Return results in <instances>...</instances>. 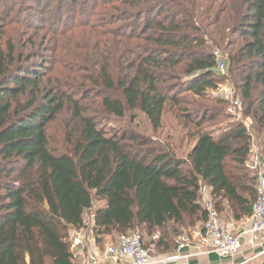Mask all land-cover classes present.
Here are the masks:
<instances>
[{"label": "trees", "instance_id": "trees-1", "mask_svg": "<svg viewBox=\"0 0 264 264\" xmlns=\"http://www.w3.org/2000/svg\"><path fill=\"white\" fill-rule=\"evenodd\" d=\"M31 1L0 0V264H81L71 238L96 198L105 204L88 228L100 250L140 230L157 237L155 251H176L206 221L203 184L221 214L251 217L247 162L255 143L264 154V0ZM227 81L241 119L210 94ZM169 106L194 142L186 159L109 129L140 112L156 133Z\"/></svg>", "mask_w": 264, "mask_h": 264}, {"label": "built area", "instance_id": "built-area-1", "mask_svg": "<svg viewBox=\"0 0 264 264\" xmlns=\"http://www.w3.org/2000/svg\"><path fill=\"white\" fill-rule=\"evenodd\" d=\"M217 72L220 76H226L227 68L219 62ZM234 89H219L210 94L214 99H221L229 102L234 108L241 109L239 99L235 98ZM246 126V124H245ZM249 130V128L246 126ZM248 169L256 177V201L252 208V215L248 219L249 227L239 235L232 233L230 220L221 214L215 206L211 190L202 187L200 191V204L207 213L202 232H199L201 246L208 254H217L220 257H234L239 254L243 237L249 238V244L255 248L260 236H264V154L261 148L255 143L251 149V155L247 162ZM94 215L89 217L86 226L91 227L94 222ZM84 228L75 231L71 238V250L81 258V264H121L129 261V264H152V257L149 249H146L141 235L138 232H130L116 238L114 244L108 245L100 250L93 237L91 228ZM187 238H182L178 252L191 244L186 243ZM179 254L169 257L162 262L166 264H180ZM172 262V263H171Z\"/></svg>", "mask_w": 264, "mask_h": 264}, {"label": "rangeland", "instance_id": "rangeland-1", "mask_svg": "<svg viewBox=\"0 0 264 264\" xmlns=\"http://www.w3.org/2000/svg\"><path fill=\"white\" fill-rule=\"evenodd\" d=\"M24 6L27 5H33L36 6V3H34L31 0H23ZM93 2H90V4ZM70 6V5H69ZM41 7V6H40ZM55 7L53 8V6L48 10L49 14L45 16L46 21L49 23V21L53 20L54 14H55ZM65 11H68V5H66V7H64L63 9ZM26 14V13H25ZM53 16V17H52ZM218 62H220L221 64H224L227 68L228 65V59L225 55H223V53H218ZM221 87L223 89H234V86L232 84V82L227 81L225 83V85H221ZM234 94L235 96H237L235 90ZM238 97V96H237ZM214 98V97H213ZM236 98V97H235ZM241 104V109L238 108H234L230 103H229V107L227 106V112L226 114H231L232 116H235L237 119H241L242 117V103L240 101ZM171 107L169 106L166 113L164 114V118H163V125L162 128L158 131V132H154L149 121L144 117V115H142L140 112L137 113V119H135L134 121L131 120V118H127L126 120H124L121 123H113L110 125L109 129H111L112 131H118V130H125V129H131L134 130L136 133L146 136L148 138H154L156 139L159 143L161 144H169L171 147L173 146V148H175V151L177 153V156L180 159H186L187 153L194 147V142H190V140L188 141L187 139V132H185L183 130V126H181L179 123L180 121L178 120V112L173 111L170 109ZM223 117L220 118V120H222ZM223 123L217 126H212L213 124H209L207 127H210V131L213 132L214 134H216V138H219V136L221 135L220 131L221 128H223V126L226 124L227 120H222ZM63 120L61 123H57L54 125V128L51 130V134L53 136V139L55 141V143H57L59 141V139L62 136V132H63ZM244 123L246 124V126L249 129H252V120L251 119H246L244 120ZM262 150V148H261ZM255 188H256V182L254 184ZM202 187H207L204 184L202 185ZM104 201L100 200V199H95L94 204H93V209L89 212V214H86L85 216V222H88L89 217H91V215L94 214V212L96 210H98L100 207L104 206ZM202 206V205H201ZM225 217L231 219V214L229 212H225ZM204 223H198L197 226L194 229H201L203 228ZM194 229H190L185 231L184 236L187 237H183V238H187L186 239V243L187 244L189 241L191 242L192 238H189L188 236V232H193ZM138 232L142 239L144 244L149 245L147 243H149L151 240H155L157 237H152L150 239H145L143 237V232L138 230L135 231ZM120 236L119 234L114 235L112 238H109L106 240L105 246L114 244L116 242V238ZM193 237V236H192ZM182 240V239H181ZM182 241H180L181 243ZM149 249L153 248V245H149L148 246ZM154 249V248H153Z\"/></svg>", "mask_w": 264, "mask_h": 264}, {"label": "crops", "instance_id": "crops-1", "mask_svg": "<svg viewBox=\"0 0 264 264\" xmlns=\"http://www.w3.org/2000/svg\"><path fill=\"white\" fill-rule=\"evenodd\" d=\"M224 215V214H223ZM230 225L232 233L239 235L243 230L249 227L248 219L240 221L234 220L230 217ZM199 232L196 230L191 237L192 241L189 246L178 252V249L172 253H159L153 248L149 249L152 257V264H164L162 261L171 256L179 254L181 259L180 264H264V236H260L258 244L253 248L249 244V238L243 237L241 239L242 248L238 255L230 257H220L217 254H208L206 249L201 246L199 240ZM106 247V246H105ZM172 263V262H171ZM104 264H110L105 262ZM121 264H129V261H124ZM166 264H170L167 262Z\"/></svg>", "mask_w": 264, "mask_h": 264}]
</instances>
